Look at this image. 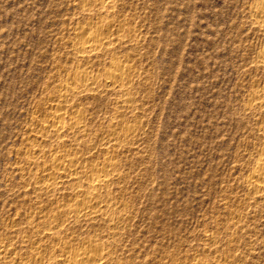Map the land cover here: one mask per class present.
Listing matches in <instances>:
<instances>
[{
	"label": "rangeland",
	"instance_id": "1",
	"mask_svg": "<svg viewBox=\"0 0 264 264\" xmlns=\"http://www.w3.org/2000/svg\"><path fill=\"white\" fill-rule=\"evenodd\" d=\"M104 1L0 0V253L47 264L59 246L96 241L110 264H264V194L248 183L264 158L255 0ZM99 24L112 27L101 36L121 32L82 58L75 34ZM113 58L127 62V107L98 81L61 106L81 130L43 137L71 75H103ZM113 143L107 216L47 232L77 200L74 185L40 190L50 157L99 164Z\"/></svg>",
	"mask_w": 264,
	"mask_h": 264
},
{
	"label": "bare ground",
	"instance_id": "2",
	"mask_svg": "<svg viewBox=\"0 0 264 264\" xmlns=\"http://www.w3.org/2000/svg\"><path fill=\"white\" fill-rule=\"evenodd\" d=\"M83 2L91 3L94 5L97 4L98 6L106 4L104 0H83ZM109 6L108 8H110ZM250 13L253 16V20L255 22V25H257L259 31L264 33V0H255L254 5H252V7L250 8ZM107 28L112 27H107L105 24H99L95 27V30L87 29L80 33L77 32L75 34L76 41L73 46L76 53L82 56V58H91L94 55H97L99 52L106 50L105 47L110 46L113 39L116 40V36H118L121 32L117 26L115 30V37H113L112 35H99L100 31H103ZM257 56L259 59L258 65L264 67V47ZM71 77L75 81V84L62 86L60 93L52 98V103H54V105H57L60 109L50 112L49 120L46 122L48 126L42 128L43 130L41 133L39 132L43 137L45 136V134H47L50 128H53L57 133L62 132L66 129H75L77 131V128L80 129V127L82 126L80 118L75 119V121L73 120V124L67 125L65 123V120L63 119L64 112L61 111L64 110L62 107L65 106L64 104L68 101V99H70V97L82 93L83 88L85 89L87 86L91 87L97 84L98 81L102 80L103 84L105 83L104 86H106V88L116 92L118 96H120V103L123 109L127 107V82L128 80H130L131 76L127 74L126 61L113 58L110 63V68L106 70L103 75L94 74L90 71H76L71 75ZM89 88L86 89L89 90ZM259 103V107H264V99L261 102L259 101ZM110 136L113 137L112 135ZM123 136L124 139L127 138V133H124ZM112 139H109L110 143L114 141ZM116 146L117 145L114 144L108 147V149L105 148L106 157L99 164H83L84 161L81 162V159L79 157L71 155H64L61 157L52 156L53 158L50 157L49 168L43 173V184H40V190H42V192L44 191L45 193H48L54 191L61 185H74L77 187L76 192L74 191V196L77 197V200L71 205L66 204L61 207V213L64 214L63 216H65L64 218L62 217L63 219L60 220L53 218L52 220L49 219V221L44 222L43 225H46L49 228L47 229L44 226L47 229V232L52 233L51 231L53 230V228L63 226L65 223L69 222L70 218L81 221H89L94 219L95 217H98L99 215L106 214L107 216L108 211L106 206L108 204L107 202L109 201L107 200L108 198L106 199L104 195L102 199H105L102 200V194H100V192L101 190L106 188L108 183H110L109 181L111 180V178L117 177V164L112 161L111 157L115 152ZM261 152V154L264 155V151ZM251 175L252 176L248 181L249 185L255 188L257 193L264 194V158L258 160L253 168H251ZM81 185H84L85 188L83 187L84 189H82ZM102 204H105L106 206L102 208ZM112 217H110V219ZM65 248L67 247L64 245L59 246L58 249L60 254L48 259L47 264H110V262H112L109 255L104 251V245L96 241H92L88 245L81 246L74 251H70ZM6 250L7 249L1 251L0 253V255L3 254V256L0 257V263L10 264L7 261L6 257H4V255L7 253ZM38 257L36 258V260L43 261L41 257ZM38 261H36V263ZM15 262L16 261L13 260V263ZM36 263L34 262L32 264ZM113 264L118 263L113 262Z\"/></svg>",
	"mask_w": 264,
	"mask_h": 264
}]
</instances>
